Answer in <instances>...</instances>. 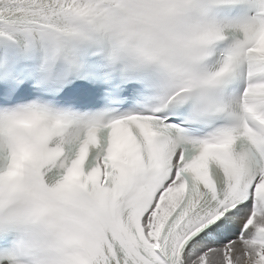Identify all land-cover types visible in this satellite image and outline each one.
Returning <instances> with one entry per match:
<instances>
[{"label":"snow or ice","instance_id":"6c2138e0","mask_svg":"<svg viewBox=\"0 0 264 264\" xmlns=\"http://www.w3.org/2000/svg\"><path fill=\"white\" fill-rule=\"evenodd\" d=\"M238 2L0 0V36L73 44L91 39L74 18L107 32L119 8L127 31L159 37L148 59L168 73L97 74L109 103L90 114L45 97L0 110V264H264V0L220 17Z\"/></svg>","mask_w":264,"mask_h":264},{"label":"clouds","instance_id":"9594fccd","mask_svg":"<svg viewBox=\"0 0 264 264\" xmlns=\"http://www.w3.org/2000/svg\"><path fill=\"white\" fill-rule=\"evenodd\" d=\"M118 2H122V0H118ZM112 11L116 18L107 32L100 25L91 23L84 18H74L73 23L84 29L91 37L90 40L76 41L74 46L83 55L93 51L100 57L104 72L112 76L145 78L153 83L167 79L168 73L162 65L148 59V55L156 46L159 37L153 34L127 31L122 11L116 7H113ZM38 37L47 42L49 57L57 55V68L71 78L74 74L71 66L59 56L64 47V37L58 34ZM172 54L178 61H183L187 56V53L180 50H173Z\"/></svg>","mask_w":264,"mask_h":264}]
</instances>
